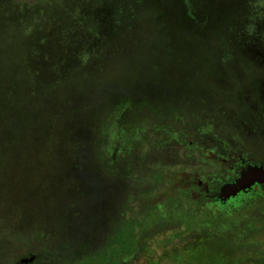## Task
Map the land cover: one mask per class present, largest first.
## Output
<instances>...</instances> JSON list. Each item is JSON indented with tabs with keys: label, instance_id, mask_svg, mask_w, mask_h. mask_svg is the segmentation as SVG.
Returning <instances> with one entry per match:
<instances>
[{
	"label": "rangeland",
	"instance_id": "374dc122",
	"mask_svg": "<svg viewBox=\"0 0 264 264\" xmlns=\"http://www.w3.org/2000/svg\"><path fill=\"white\" fill-rule=\"evenodd\" d=\"M11 1H30L47 12L66 9L74 15L81 8L66 5V0ZM89 1L87 8L92 12L108 8V0ZM152 1L137 0L127 6L119 0L112 6L117 25L112 38L99 31V24L84 22L89 37L76 40L66 71L72 73L73 84L80 88L85 84L76 101L67 100L61 85L50 101L38 106L33 123L22 120L19 127L16 121L22 111L20 117L17 111L11 115L8 136H0V142L10 143L4 157L0 156V264L44 259H54V264H119L115 250L118 240L126 242V232L120 226L117 231L112 225L106 227L116 206L106 201H118L128 187L131 197L141 195V207L148 206L142 197L153 195L146 193L164 181L162 166L167 163L147 142L163 138L169 125L178 126L174 117L202 118L200 126L207 132L201 139L211 149H217L215 141L222 143L220 152L228 150L231 162L233 153L242 149L264 156V59L216 55L213 48L224 40V27L210 42L211 53L198 52L201 40H189L187 30L171 20V12L178 14V3L171 0L157 7ZM5 2L0 1V59L10 57L20 47V39L46 23L44 14L31 26L11 20L4 15L9 9ZM227 2L235 0H194L193 8L202 13L224 9ZM253 2L261 11L257 16L264 18V0ZM164 11L165 20L157 22ZM19 27L23 32L15 39ZM206 32L205 28L200 31ZM95 33L101 36V44L93 43ZM181 39L190 44L188 48L195 45L197 52L188 54L180 46ZM24 76L30 84L27 70ZM45 82L31 85L32 92L49 88ZM27 94L26 90L16 99L19 102L11 101L10 111L28 105ZM145 133L149 141H136V135L144 140L141 134ZM210 161L204 158V164H192L217 165ZM184 162L180 157L172 165ZM120 165L125 170L132 165V173L125 175ZM225 174L230 176L231 171L224 167L215 169L211 177L220 179ZM169 198L174 200L173 195L155 197L154 206L170 212L175 205H169ZM226 207L201 206L200 226L187 232L174 225L171 214L166 215L159 230L142 237L138 249L126 254L122 264H264V196L236 201L227 211ZM183 212L180 208L177 216L187 221ZM105 232L109 236L103 241Z\"/></svg>",
	"mask_w": 264,
	"mask_h": 264
},
{
	"label": "trees",
	"instance_id": "16d2710c",
	"mask_svg": "<svg viewBox=\"0 0 264 264\" xmlns=\"http://www.w3.org/2000/svg\"><path fill=\"white\" fill-rule=\"evenodd\" d=\"M5 2L9 9L4 12L6 17L10 16L11 20L24 21L25 25L31 26L41 14L46 16L45 27H37L32 29L28 33V38L24 37L20 39V47H15L14 53L7 56L5 59H0V136H8L11 125V115L17 111L18 117H20L21 111L23 115L16 121L17 125L21 126L22 120H29L33 123V120L38 115V106L42 104L44 100L50 101L52 93L56 91L59 86L65 85L63 89L64 95L67 96L68 101H76L80 95L81 89L77 84H73L72 73H66L68 70L67 64L71 60V54L76 52L75 43L80 39L88 38L85 21L95 22L99 24V31H103L108 38L115 36L117 25L114 22L115 10L112 6H115L119 0H108V8H105L103 12H92L87 5L89 0H66V5L69 6H81L76 15L69 10L63 11H41L36 6L29 2L17 4L11 0H0ZM137 0H123V3L127 6L133 5ZM152 1V0H151ZM171 0H153L157 7L163 6V4L170 2ZM15 3V4H14ZM174 3H178L180 9L178 14L171 12L172 22L174 25H182L188 32L186 37L189 40H201L199 43L202 47L197 50L192 45L188 48L189 43H183L180 40V46H185V51L188 54H195L197 51L209 52L210 48H213L211 41L217 39V33L221 28L226 29V33L222 34L224 40L219 43L214 49V53L219 54L221 57H227V55H241L250 59H264V18L258 17L257 13L261 12L256 6L253 0H235L234 4L227 2L226 7L211 10H205L202 13L193 8L194 0H175ZM195 7V5H194ZM167 14L164 11L157 17V22L163 23ZM128 18L125 19V21ZM181 22V23H180ZM254 22L256 25L247 27V23ZM18 35L15 37L20 38L23 29L19 27ZM208 29L205 34L200 33L201 29ZM262 29V33L261 30ZM98 35V33H95ZM99 38V40L97 39ZM93 43L101 44V36L98 35ZM101 43H100V42ZM90 52H94L96 45L88 48ZM98 49V48H97ZM197 50V51H196ZM69 51H71L69 53ZM69 53V54H67ZM103 53V51H102ZM101 56V55H100ZM99 56V58H100ZM98 58V59H99ZM63 59V60H62ZM223 60V59H222ZM179 66V65H178ZM11 70H8L11 68ZM25 70L30 73V84L27 83L28 77L25 78ZM57 70V71H55ZM23 73V75L20 74ZM46 81V82H45ZM71 81V82H70ZM45 85L49 88L41 89L37 92H32L33 86L31 85ZM50 83V84H49ZM70 84V86H69ZM71 84L74 87H71ZM26 90L30 96L27 98L30 100L29 104L20 106L19 108L10 111V102H19L16 100ZM37 90V88H36ZM77 98V99H76ZM85 99V98H84ZM86 100V99H85ZM15 106V105H14ZM60 120H54L53 122H59ZM61 122V121H60ZM63 125V123H62ZM9 142L7 139L4 142H0V156L3 158L4 150L9 149ZM230 207L225 208V211ZM27 263L31 261L26 259ZM55 260L47 259L40 262L32 261V264H54ZM30 264V263H29Z\"/></svg>",
	"mask_w": 264,
	"mask_h": 264
},
{
	"label": "flooded vegetation",
	"instance_id": "af4514ba",
	"mask_svg": "<svg viewBox=\"0 0 264 264\" xmlns=\"http://www.w3.org/2000/svg\"><path fill=\"white\" fill-rule=\"evenodd\" d=\"M179 118L180 117H174V119H172V121L177 122L176 124L179 125H169L165 130L166 134L159 140L158 138L153 141H151L150 138V141L147 140L148 137L146 136L148 133L141 134V136L145 137L144 140L138 138V135L135 136L136 141H149L150 143L147 142L149 148L152 147L153 150L160 153L164 161L167 163V166H162L161 177L164 181L160 184L158 183L157 186L146 193L153 194L151 195L152 197H142V199L148 201V206L145 208L141 207V202L139 200L141 195L131 197V194L129 193L132 189L128 190V187L124 188L127 190V194L123 193L118 201H106L107 205L110 203H116L113 213L109 215L106 220V227L112 225L114 227L113 229H116L117 231L118 226H120L123 227L124 234L126 232V242H124L125 239L118 240L119 248L115 250V253L118 254L119 264L126 261V254H132L138 249L140 239L142 237H147L149 231L159 230L161 224H163L164 221H167L164 220L166 215L171 214L172 218H174V225H176L177 228H180L181 232H187V230L189 231L193 226L199 225L201 220L200 207L205 204L212 203L228 207V205H231L236 201L242 202L264 196V180L252 181L251 183L238 187L233 191L226 190L227 186L237 184L241 174L248 170L252 168L264 169V156L252 155L249 151L246 152L242 149L233 153L231 162L227 159L231 158L227 155V153H229L228 150L225 151L226 154L222 152L225 154V157L220 152L221 149H219V147H221L222 143L215 141L214 144L217 149H211L210 146L207 147L201 139L203 134L207 132L205 127L202 128L200 126L202 124V118L197 119L196 115H184L181 116L180 119ZM172 121L171 123H173ZM150 130L152 129H149V131ZM125 134L126 132L123 131L121 135H118L120 141V137H123ZM129 144L130 146L132 145L131 142ZM108 145L109 144H107V146ZM223 147L226 146L223 145L222 148ZM144 149L149 152V149L147 150L146 146ZM145 150L142 149V151L147 154ZM162 152H167L171 157ZM197 156H199V158H197ZM180 157L185 161L184 163H180L183 166L172 165L174 162L178 161ZM204 158L211 160L210 162L217 163V165L214 167L210 166L212 167L210 168L192 164L200 162L204 164ZM220 161L225 163L224 166L218 163ZM120 167H122V172L125 175L132 173V165L127 166V170L124 169L123 165H120L119 168ZM224 167L227 171H231L230 176L225 174V178L212 179L211 175L214 174L215 169L222 170ZM177 175L178 178L176 180L175 178ZM170 195L174 196V200L169 198V205H175V207L170 209V212L165 208L158 210L156 206H154V204H156V202H154L155 197L157 200H160L169 197ZM194 204H196V206H194ZM180 208L181 211H184L183 218L187 217V221L177 216ZM116 213L118 214L115 215ZM151 213L153 215H148ZM193 214H195L194 217ZM142 217H145L147 221L142 222ZM171 221H173V219ZM106 230L109 231L108 229ZM103 234H105L106 237L103 241H106L109 234L106 232Z\"/></svg>",
	"mask_w": 264,
	"mask_h": 264
},
{
	"label": "water",
	"instance_id": "95a60500",
	"mask_svg": "<svg viewBox=\"0 0 264 264\" xmlns=\"http://www.w3.org/2000/svg\"><path fill=\"white\" fill-rule=\"evenodd\" d=\"M263 181L264 180V169L252 168L247 172L241 174L240 179L237 184H233L231 186H227V191H233L238 187L245 186L252 181Z\"/></svg>",
	"mask_w": 264,
	"mask_h": 264
}]
</instances>
